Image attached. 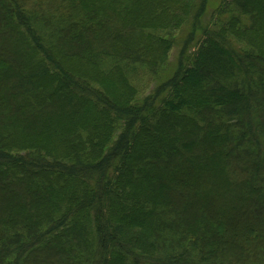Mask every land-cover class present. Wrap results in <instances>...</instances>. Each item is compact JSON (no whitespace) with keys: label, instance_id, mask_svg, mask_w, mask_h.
Listing matches in <instances>:
<instances>
[{"label":"trees","instance_id":"16d2710c","mask_svg":"<svg viewBox=\"0 0 264 264\" xmlns=\"http://www.w3.org/2000/svg\"><path fill=\"white\" fill-rule=\"evenodd\" d=\"M207 2L0 0V264H264V0Z\"/></svg>","mask_w":264,"mask_h":264},{"label":"rangeland","instance_id":"374dc122","mask_svg":"<svg viewBox=\"0 0 264 264\" xmlns=\"http://www.w3.org/2000/svg\"><path fill=\"white\" fill-rule=\"evenodd\" d=\"M218 1L220 0H208L206 4V10L204 13V20H208L210 16V12L214 9V6L218 4ZM174 56V55H173ZM170 59H174V57H170ZM157 81H149L147 79L144 80L141 88V94H146L149 92L150 89L154 87V84H156Z\"/></svg>","mask_w":264,"mask_h":264}]
</instances>
